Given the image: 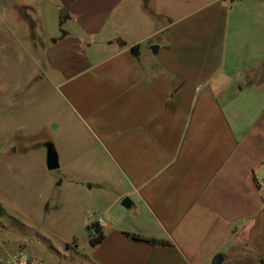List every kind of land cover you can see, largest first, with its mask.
<instances>
[{
	"label": "crops",
	"instance_id": "crops-1",
	"mask_svg": "<svg viewBox=\"0 0 264 264\" xmlns=\"http://www.w3.org/2000/svg\"><path fill=\"white\" fill-rule=\"evenodd\" d=\"M1 11L74 124L68 152L52 143L70 169L61 181L85 188L104 224L82 254L45 261L264 264V0H7ZM6 247L41 257L28 237Z\"/></svg>",
	"mask_w": 264,
	"mask_h": 264
},
{
	"label": "rangeland",
	"instance_id": "rangeland-1",
	"mask_svg": "<svg viewBox=\"0 0 264 264\" xmlns=\"http://www.w3.org/2000/svg\"><path fill=\"white\" fill-rule=\"evenodd\" d=\"M6 3L0 0V238L28 237L35 254L49 263L69 262V255L82 254L94 237L98 213L85 205L90 196L85 188L76 193L67 180L62 183L68 165L46 167V143L55 139L68 152L74 124L24 33H12L21 24L7 20L1 11ZM260 25L264 33V18ZM256 43L264 52V41ZM238 104L253 112L261 106L247 100ZM87 216L93 218L85 221Z\"/></svg>",
	"mask_w": 264,
	"mask_h": 264
},
{
	"label": "built area",
	"instance_id": "built-area-1",
	"mask_svg": "<svg viewBox=\"0 0 264 264\" xmlns=\"http://www.w3.org/2000/svg\"><path fill=\"white\" fill-rule=\"evenodd\" d=\"M98 228L104 226L103 220L98 218L95 222ZM0 263L2 264H49L43 258L36 256L23 248L9 251L6 242L0 238Z\"/></svg>",
	"mask_w": 264,
	"mask_h": 264
},
{
	"label": "water",
	"instance_id": "water-1",
	"mask_svg": "<svg viewBox=\"0 0 264 264\" xmlns=\"http://www.w3.org/2000/svg\"><path fill=\"white\" fill-rule=\"evenodd\" d=\"M157 47H152V51H156ZM264 67V64H263ZM46 167L48 170H55L59 168V162H58V155L56 153V150L54 148V145L51 142L46 143ZM131 201L128 198L123 199L121 205L125 208H129L131 206ZM223 260L222 255L218 254L216 255L212 261L211 264H221Z\"/></svg>",
	"mask_w": 264,
	"mask_h": 264
},
{
	"label": "trees",
	"instance_id": "trees-1",
	"mask_svg": "<svg viewBox=\"0 0 264 264\" xmlns=\"http://www.w3.org/2000/svg\"><path fill=\"white\" fill-rule=\"evenodd\" d=\"M95 228H94V233L96 234L94 237H91V243L92 244H95L97 242H99L101 239H102V233L100 232L99 228L97 227L96 223L93 225Z\"/></svg>",
	"mask_w": 264,
	"mask_h": 264
}]
</instances>
